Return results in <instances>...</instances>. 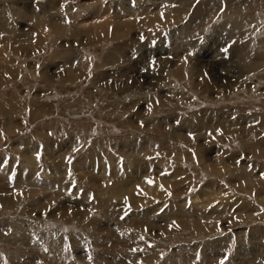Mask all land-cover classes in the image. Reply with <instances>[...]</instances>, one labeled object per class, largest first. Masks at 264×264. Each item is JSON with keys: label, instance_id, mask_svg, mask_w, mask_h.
I'll use <instances>...</instances> for the list:
<instances>
[{"label": "rangeland", "instance_id": "1", "mask_svg": "<svg viewBox=\"0 0 264 264\" xmlns=\"http://www.w3.org/2000/svg\"><path fill=\"white\" fill-rule=\"evenodd\" d=\"M221 261L264 264V0H0V264Z\"/></svg>", "mask_w": 264, "mask_h": 264}, {"label": "bare ground", "instance_id": "2", "mask_svg": "<svg viewBox=\"0 0 264 264\" xmlns=\"http://www.w3.org/2000/svg\"><path fill=\"white\" fill-rule=\"evenodd\" d=\"M201 1V0H200ZM203 1V0H202ZM174 3H176V2H174ZM196 4V3H195ZM205 4V3H204ZM205 6V5H204ZM100 7V6H99ZM170 7V6H169ZM197 7V6H196ZM109 8V7H108ZM195 8V7H194ZM207 8V7H206ZM105 9V8H104ZM168 9V8H167ZM108 11V10H107ZM205 11V10H204ZM176 12H177V14H178V16H182V13H181V10H176ZM165 8L163 9V12L161 13V14H159L160 16H154V18L156 19V20H159V21H161V23H163L162 21L163 20H165L167 17L165 16ZM198 14V13H197ZM196 16V15H195ZM104 18V17H103ZM108 18V17H107ZM106 19V18H105ZM108 19H110V18H108ZM106 20H104L103 22H105ZM106 24V23H105ZM247 24V23H246ZM238 26V25H237ZM241 26H243V25H241ZM246 28H248V27H246ZM245 33V32H244ZM238 34V33H237ZM246 34V33H245ZM236 35V34H235ZM238 36V35H237ZM242 37V36H241ZM236 49V48H235ZM231 52V51H230ZM233 52V51H232ZM239 52V51H238ZM243 56H244V54H243ZM242 57V56H241Z\"/></svg>", "mask_w": 264, "mask_h": 264}, {"label": "snow or ice", "instance_id": "3", "mask_svg": "<svg viewBox=\"0 0 264 264\" xmlns=\"http://www.w3.org/2000/svg\"><path fill=\"white\" fill-rule=\"evenodd\" d=\"M223 51H227V49H224ZM39 156V154H37ZM227 259V257H225ZM221 264H223V261H221Z\"/></svg>", "mask_w": 264, "mask_h": 264}]
</instances>
